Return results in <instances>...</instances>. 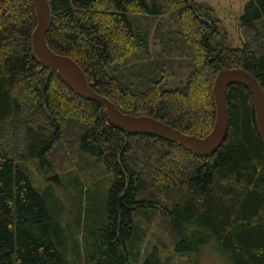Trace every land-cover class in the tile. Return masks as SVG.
Listing matches in <instances>:
<instances>
[{"label": "trees", "instance_id": "16d2710c", "mask_svg": "<svg viewBox=\"0 0 264 264\" xmlns=\"http://www.w3.org/2000/svg\"><path fill=\"white\" fill-rule=\"evenodd\" d=\"M48 2L49 49L74 60L91 89L123 114L205 138L215 123L213 86L221 71L244 70L264 91V0L246 4L239 26L244 45L235 49L222 45L218 22L193 0ZM172 13L177 38L159 40L166 54L171 48L189 58L177 70L162 50L150 54L151 28L137 19ZM36 25L31 0H0V264H74L65 206L54 190L34 188L28 170L37 163L42 174L50 172L49 154L66 132L112 175L105 203L85 213L89 264H163L155 249L142 262L131 254L141 232L134 219L153 213L169 223L177 254L215 243L231 264H264V147L250 91L228 88L225 141L198 157L113 127L100 105L39 64ZM181 67L190 69L185 86L166 89V78ZM153 192L175 193L176 201L160 207L148 197Z\"/></svg>", "mask_w": 264, "mask_h": 264}, {"label": "rangeland", "instance_id": "374dc122", "mask_svg": "<svg viewBox=\"0 0 264 264\" xmlns=\"http://www.w3.org/2000/svg\"><path fill=\"white\" fill-rule=\"evenodd\" d=\"M195 3L204 6L212 18L218 22L220 39L226 48H242L244 40L239 30L241 18L244 15L246 4L249 0H193ZM143 26L151 28L149 37L150 54L153 57L161 55L160 40L170 34V37L177 38V15L168 14L162 18H137ZM171 52L174 51L170 48ZM167 58L176 63L173 65L177 70L181 62H188L186 54L178 55L174 53L166 54V49L162 50ZM184 66V64H183ZM176 76L166 78V89L182 88L187 82L189 70L181 67ZM77 135L66 132L54 145L49 154V171L42 174L37 163L28 164L31 174V181L34 188L42 193H50L46 190H54L65 206V220L68 223L70 237L75 245L74 264H89L87 262L84 217L88 205H92L93 210L102 207L106 200V193L112 182V175L105 170L103 163L97 158L81 152L78 147ZM53 188V189H52ZM151 202L160 207H170L176 201V194L153 192ZM56 195V194H55ZM149 198V199H150ZM151 216V215H150ZM138 217V216H137ZM142 217V216H140ZM135 218L139 222V239L134 242L131 250L132 257L138 262H142L145 257L154 249L159 255L163 264H231L229 257L212 243L213 247H202L198 254H177L174 252L175 234L170 225L159 213H153L151 217ZM78 220V221H77Z\"/></svg>", "mask_w": 264, "mask_h": 264}, {"label": "water", "instance_id": "95a60500", "mask_svg": "<svg viewBox=\"0 0 264 264\" xmlns=\"http://www.w3.org/2000/svg\"><path fill=\"white\" fill-rule=\"evenodd\" d=\"M37 25L32 34L33 53L39 64L54 72L75 94L100 105L110 124L127 135L156 137L178 145L198 157L214 154L224 143L228 130L227 91L232 85L247 88L253 98L255 118L261 142L264 147V91L254 76L241 70L221 71L213 86L216 117L213 130L205 138H198L179 132L171 126L147 116H131L121 113L105 97L94 92L78 64L67 56L52 52L46 42L51 21L48 0H31Z\"/></svg>", "mask_w": 264, "mask_h": 264}]
</instances>
